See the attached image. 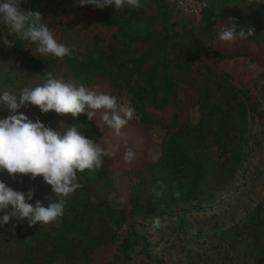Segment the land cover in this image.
Segmentation results:
<instances>
[{
	"label": "trees",
	"instance_id": "16d2710c",
	"mask_svg": "<svg viewBox=\"0 0 264 264\" xmlns=\"http://www.w3.org/2000/svg\"><path fill=\"white\" fill-rule=\"evenodd\" d=\"M197 1L200 23L193 26L186 19L180 32L169 27V0H141L138 9L125 6L118 11L115 6L98 9L78 2L64 13L54 11L44 17L58 42L62 22L66 29H85L90 40L83 50L66 44L72 52L62 60L73 81L93 90L105 87V94L117 100L126 96L138 117L128 123H139L146 133L151 125L166 131L158 159L136 154L124 169L131 181L128 210L113 202L114 176L119 170L114 157L106 156L101 170L77 173L83 187L66 198L62 217L46 225L21 226L12 235L21 250L19 264H95L110 248L106 264H124L130 257L122 255L121 236L136 245L149 240L143 230H136L137 223L146 229L154 216L160 220L171 217L178 230H184L188 214L212 207L234 188L240 172H246L252 124L264 116L256 94L264 87V77L253 88L237 84L236 68H251L255 59L246 51L219 50L215 42L217 25L235 23L237 31L255 29L254 35L243 40L263 43L264 0ZM21 8L40 12L37 0H22ZM95 26L98 31H93ZM12 38L18 45L24 41ZM43 61L38 52L23 56L20 68L26 71L25 83L34 77L44 81ZM224 65L232 66L226 69ZM24 84L21 89L29 87ZM186 99L196 107L195 115L179 110ZM31 106L42 119L52 120L56 114L53 110L44 114L38 106ZM170 108L176 110L168 119L164 113ZM67 116V126H77L105 149L107 142L114 141L112 133L103 134L98 113L92 121L86 114ZM14 178L7 171L0 173L5 183ZM158 180L164 185L160 198L153 191ZM177 190L179 199L174 196ZM129 222L134 224L121 235ZM210 234L227 246L224 264H264V198L247 210L241 222L225 229L215 226ZM143 250L148 254L146 247Z\"/></svg>",
	"mask_w": 264,
	"mask_h": 264
},
{
	"label": "rangeland",
	"instance_id": "374dc122",
	"mask_svg": "<svg viewBox=\"0 0 264 264\" xmlns=\"http://www.w3.org/2000/svg\"><path fill=\"white\" fill-rule=\"evenodd\" d=\"M40 8V13L43 17H51L54 11L64 13L78 4L79 0H37ZM172 9V20L169 27L173 31H182L184 20H192V25L197 26L200 23L199 15L196 10L201 8V4L197 0H169ZM193 8V11L187 12L185 8ZM63 18V17H62ZM61 22H59L60 25ZM61 28V43L69 44L75 49L83 50L90 41L85 29L73 31L66 29L62 22ZM227 25V24H224ZM228 26V25H227ZM99 27L95 26L93 31H98ZM6 26L0 23V35H5ZM8 39H14L11 36ZM15 40V39H14ZM13 47H7L0 40V92L7 90L19 94L22 89V84L25 83L26 71L21 70V61L25 54L35 55L36 49L30 46L27 42H22L18 45L15 41ZM216 48L223 51H246L255 59V64L250 68L240 66L237 69V84L248 85L254 87L255 83L264 77V42L255 43L237 38L233 42H222L218 38L215 42ZM44 67L47 72H52L57 78H62L66 82L73 81L71 73L65 62L53 57L52 55L44 56ZM232 65H224L226 69ZM38 77L30 78L28 83L24 85L35 87L37 84L43 83ZM105 94V87H94ZM257 97L260 101V109L264 111V87L257 90ZM118 104L130 103L126 96H122L117 100ZM176 109L170 108L164 113L165 118H170L173 111ZM184 114L195 115L196 107L190 99H186L180 109ZM54 111V110H53ZM10 110L0 106V118H6ZM55 112V111H54ZM104 109L97 110L99 124L104 135L112 133L114 141L106 143V149L111 145L117 148L114 157V167L119 170L115 176V190L111 194L113 202L120 208L126 210L130 205V176L125 174L124 169L127 165L123 157L126 149L132 150L137 147L138 152L135 155L146 156L147 159L155 161L158 159L161 149L160 143L166 131L165 128L159 125H151L148 133L142 130L139 123H127L121 129L119 135L114 130L110 131V126L104 124L102 119ZM56 113V112H55ZM18 114H24L34 122L39 120L53 130L61 132L66 131V128H61V122L64 127H67V114H55L52 120L40 118L34 108L28 103L24 108L18 110ZM133 118L138 119L134 115ZM164 119V118H163ZM139 134H141L139 136ZM251 156L246 164L247 170L244 173L240 172L239 178L234 184V188L216 201L212 207L201 212H193L187 215V223L184 230H178L175 218L166 217L161 220L162 226L159 229H153L148 226L143 229L137 223L136 230L144 231L149 240H142L141 245H136L133 242H128L126 238L121 236L122 255L130 257V261L124 264H224L223 251L227 250L226 244H221L219 239L212 237L210 234L213 227L218 226L220 229H225L233 226L236 222H241L248 209L252 208L258 201L264 198V116L252 124V136L250 139ZM14 190L22 191L27 195L28 190L35 189V196L29 203L35 205L36 201H41L45 207L49 206L52 197L51 186L44 182L43 177L31 179L30 174H17L14 179L6 183ZM4 213L0 212V216ZM38 224V223H37ZM134 222L126 223V226L121 230L123 235L127 228H131ZM6 233L3 232V226L0 232V264H19L21 257L20 247L17 245L12 236L17 230L23 226L30 227L27 220L19 221L12 220L9 224ZM15 229L12 231V229ZM147 248V252L143 250ZM113 249V248H112ZM111 250V248H110ZM110 250H104L95 261V264H106L110 257ZM162 263H161V262Z\"/></svg>",
	"mask_w": 264,
	"mask_h": 264
},
{
	"label": "clouds",
	"instance_id": "9594fccd",
	"mask_svg": "<svg viewBox=\"0 0 264 264\" xmlns=\"http://www.w3.org/2000/svg\"><path fill=\"white\" fill-rule=\"evenodd\" d=\"M21 3L22 0H0V23L7 28V31H2L5 35L0 36L3 44L13 47L15 40L8 37L15 36L36 45V52L42 56L52 55L62 59L70 55L72 49L57 41L50 27L44 23L42 14L21 8ZM79 3L80 6L93 5L98 9L115 6L117 11L125 6L133 9L142 7L141 0H79ZM203 6L207 7V4ZM217 27L218 39L226 43L237 38L247 39L255 32L254 28L244 27L237 31L235 23L230 27ZM43 79V83L25 87L18 95L7 90V86L0 92V106L10 110L6 118H0V173L7 171L13 177L30 174L33 180L42 176L55 196L48 197L50 203L47 207L39 200L33 206L28 201L34 198L35 189L30 188L25 195L0 180V212L4 213L0 216V227L14 219L27 220L29 226L55 222L64 214L66 198L83 187L77 173L101 170L104 157L114 156L117 150L111 145L105 149L82 134L77 126L64 127L61 122L60 127L66 128V131L53 130L39 120L34 122L28 116L18 114L19 109L30 103L38 106L44 114L52 110L73 117L86 114L89 121L94 120L97 110L104 109V124L110 126L117 135L134 117L135 109L128 104H118L115 96L87 88L76 81L66 82L52 72H47ZM134 157L133 150L126 149L123 157L125 163H130ZM156 184L154 196L160 198L164 195V185L159 180ZM180 195L179 190L174 193L177 199ZM161 226L160 217L154 216L152 228L159 229Z\"/></svg>",
	"mask_w": 264,
	"mask_h": 264
},
{
	"label": "built area",
	"instance_id": "2783aa9c",
	"mask_svg": "<svg viewBox=\"0 0 264 264\" xmlns=\"http://www.w3.org/2000/svg\"><path fill=\"white\" fill-rule=\"evenodd\" d=\"M186 10H187V12H191V11H193V8H185ZM196 12H198V14L200 13V11H199V9L198 10H196Z\"/></svg>",
	"mask_w": 264,
	"mask_h": 264
}]
</instances>
